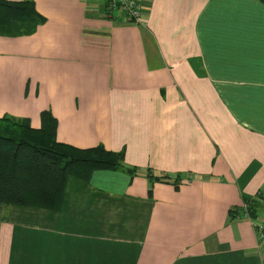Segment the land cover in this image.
<instances>
[{
    "label": "crops",
    "instance_id": "1",
    "mask_svg": "<svg viewBox=\"0 0 264 264\" xmlns=\"http://www.w3.org/2000/svg\"><path fill=\"white\" fill-rule=\"evenodd\" d=\"M34 3L44 24L0 36V116L39 128L48 109L58 141L124 149L137 172L68 177L58 212L0 203V264H264L254 221L227 214L246 196L264 224L260 0H144L138 22ZM148 169L171 175L151 197Z\"/></svg>",
    "mask_w": 264,
    "mask_h": 264
},
{
    "label": "trees",
    "instance_id": "2",
    "mask_svg": "<svg viewBox=\"0 0 264 264\" xmlns=\"http://www.w3.org/2000/svg\"><path fill=\"white\" fill-rule=\"evenodd\" d=\"M264 5V0H260ZM46 18L37 11L34 0H0V36L33 34ZM58 121L50 110L40 111V127L34 128L28 117L0 116V203L28 206L54 212L62 209L68 177L88 182L96 170H123L134 176L136 167L124 162V149H106L102 144L80 148L56 138ZM148 196L155 182H168L169 174L146 173ZM181 175L172 180L179 187ZM243 205L228 209V220L247 212L256 218V201L246 196ZM244 205L246 207H244Z\"/></svg>",
    "mask_w": 264,
    "mask_h": 264
},
{
    "label": "built area",
    "instance_id": "3",
    "mask_svg": "<svg viewBox=\"0 0 264 264\" xmlns=\"http://www.w3.org/2000/svg\"><path fill=\"white\" fill-rule=\"evenodd\" d=\"M143 5L144 0H106L108 15L123 16L126 20L135 22L140 20ZM244 215L249 217L247 212ZM253 224L257 237L264 240V224L255 223V220Z\"/></svg>",
    "mask_w": 264,
    "mask_h": 264
},
{
    "label": "rangeland",
    "instance_id": "4",
    "mask_svg": "<svg viewBox=\"0 0 264 264\" xmlns=\"http://www.w3.org/2000/svg\"><path fill=\"white\" fill-rule=\"evenodd\" d=\"M144 6H145V3H144V5H143V8H142V12H143V10H144ZM141 15H142V13H141ZM255 103H257V104H259L260 103V101L261 100H253ZM232 103H235L236 104V106L237 107H239L241 110H242V112H243V115H241V116H244V117H249L248 115H246L245 113H244V109L245 108H247V109H252V107H253V105H252V101L251 100H238V101H231ZM256 115H257V113H256ZM255 115V116H256ZM260 122H262V123H264V119H262Z\"/></svg>",
    "mask_w": 264,
    "mask_h": 264
}]
</instances>
